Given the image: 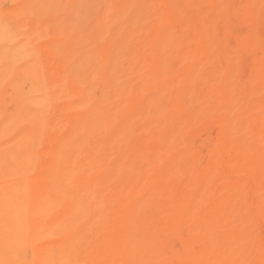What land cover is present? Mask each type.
Masks as SVG:
<instances>
[{"label":"bare ground","instance_id":"1","mask_svg":"<svg viewBox=\"0 0 264 264\" xmlns=\"http://www.w3.org/2000/svg\"><path fill=\"white\" fill-rule=\"evenodd\" d=\"M48 259L264 261V0H0V264Z\"/></svg>","mask_w":264,"mask_h":264},{"label":"snow or ice","instance_id":"2","mask_svg":"<svg viewBox=\"0 0 264 264\" xmlns=\"http://www.w3.org/2000/svg\"><path fill=\"white\" fill-rule=\"evenodd\" d=\"M79 7L83 8V6ZM66 18L70 22V33L76 31L77 26L85 22L82 12L76 11L75 7L67 14ZM70 43L74 49L79 47V42L75 37L70 40ZM76 78L86 88L81 103L83 107H88L92 103L96 93L101 90L104 92L110 90L113 77L108 72H105L103 75L99 74L92 66L81 65L77 69ZM75 135L74 129H68L61 135L52 136L47 135L45 131L39 150L32 156L29 162V171L40 175L45 180L53 178L61 168L68 145L75 138ZM69 194L72 193L69 192ZM17 264H28V262L18 260ZM40 264H65V262L48 259L41 261ZM244 264H248V262H244ZM261 264H264V261Z\"/></svg>","mask_w":264,"mask_h":264}]
</instances>
